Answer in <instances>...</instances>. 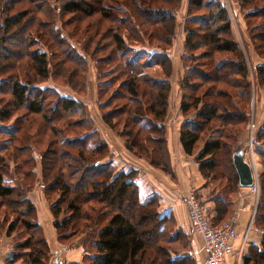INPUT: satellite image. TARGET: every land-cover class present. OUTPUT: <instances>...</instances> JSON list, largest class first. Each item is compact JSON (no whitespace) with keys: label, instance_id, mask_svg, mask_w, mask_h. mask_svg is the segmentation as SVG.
Wrapping results in <instances>:
<instances>
[{"label":"trees","instance_id":"trees-1","mask_svg":"<svg viewBox=\"0 0 264 264\" xmlns=\"http://www.w3.org/2000/svg\"><path fill=\"white\" fill-rule=\"evenodd\" d=\"M177 1L0 0V229L14 215L5 227L7 235L18 226L27 233L13 245L5 264H49L50 247L27 197L39 178L37 163L45 192L57 196L49 210L59 240L84 232L83 245L92 244L93 251L76 264H196L170 246L180 242L184 249L191 240L176 228L172 215L157 210V197L140 202L136 171L117 172L110 161H93L109 150L84 102L40 86L52 79L83 95L86 57L93 58L99 88H114L102 107L117 100L115 107L103 111V121L123 137L129 152L171 174L164 125L170 89L165 50L140 59L120 55L129 41L146 37L143 22L157 24L154 37L168 44ZM238 1L260 60L253 67L256 84L264 88V0ZM188 4L179 140L212 186L215 215L210 218L204 211L212 225H219L230 217L239 189L232 157L246 150L239 140L249 120L252 91L226 8L219 0ZM69 40L80 43L82 52ZM40 41H49L54 51L32 49ZM153 66L162 69L160 79L149 75ZM254 141L264 168V124ZM1 152L16 160L17 176ZM258 180L261 194L254 224L264 231V169ZM243 263L264 264V236Z\"/></svg>","mask_w":264,"mask_h":264},{"label":"crops","instance_id":"crops-1","mask_svg":"<svg viewBox=\"0 0 264 264\" xmlns=\"http://www.w3.org/2000/svg\"><path fill=\"white\" fill-rule=\"evenodd\" d=\"M240 18L237 24L243 31L242 26L246 25L242 21L243 17L241 16ZM231 30L234 32V25H231ZM236 40L238 41V39ZM252 57L255 58L254 64L260 61L255 55ZM177 61L179 62V59ZM179 82L180 76L177 79V84ZM178 90H180V87ZM180 104L181 97L179 91V97L176 98V102L172 108V104H169L164 120L167 148L172 168L171 174H167L151 166L145 160L136 157L125 149L121 137L104 124L101 118L94 119V123L95 129L109 148L110 155L104 161H110L117 172L136 171V184L138 186L140 202L147 203L152 196H156L158 202L157 210L160 213L172 215L176 221V228L192 235L191 249L195 251L200 248V239L191 232L186 215L184 196L188 191H194L210 218L215 215V204L210 194L209 186L199 172L198 164L194 161L193 157L186 155L181 147L179 135L180 126L184 118L180 114ZM241 194L245 195L241 197ZM39 198L35 196L32 202L36 206L39 223L43 226L48 244L53 251V258L50 260V264H54L55 261L59 264L81 262L87 252L81 245L79 238L71 241L69 244H61L57 240L53 227V218L49 214V210L47 212L43 210V203L40 207ZM42 210L45 213H42ZM253 210L254 202L249 189H241L239 196L233 201L231 207V215L234 212L236 213L237 234L234 241L235 250L230 258V264H244L243 257L249 253L253 246H259L264 236V231L256 228L254 224L255 220H251ZM0 219L2 218L0 217ZM12 242L13 235H7L5 227L0 229V264L7 262L11 253Z\"/></svg>","mask_w":264,"mask_h":264},{"label":"rangeland","instance_id":"rangeland-1","mask_svg":"<svg viewBox=\"0 0 264 264\" xmlns=\"http://www.w3.org/2000/svg\"><path fill=\"white\" fill-rule=\"evenodd\" d=\"M219 2L226 8V11H227V14L229 17V21H230V26L234 25V32H233L234 39L235 40L238 39V41L237 40L236 41L239 44L240 49L242 50V53L244 54L245 59L247 61V65H248V79H249L250 84H251L252 95H251V101H250L249 120H248V123H247L244 131L240 135L241 138L239 141L243 143V146H245V149H246L245 153L249 157L250 156L249 152L251 151V149L254 152L255 144H257V142L255 143L254 140H256V134L258 132V129L261 128L264 124V88L258 87L256 84L255 74L253 72L254 71L253 70V67H254L253 61H255V58L252 57L255 54L253 53V49H252L250 41H249V36L247 34V31H246V26H242V29H243V31H242L241 27L238 26V24H237L239 21V18L241 16L243 17V11L239 6V1L238 0H219ZM173 7H174L173 11L175 12V15H176L175 27H174L173 34H172L168 44H164L162 41H160L159 39H156L154 37L153 33L156 32L157 27H159L157 24H149L147 22H143L141 24V29L145 32L146 37L142 35V38H140L141 40L136 41V42L134 40H132V41L128 40L130 43L128 44L127 48L123 51L122 55H120L122 59H126V58L140 59L141 57H143V55L147 54L149 56V53H152L156 50H160V49L165 50V54H166L167 59H168L169 64H170V70H169V76L167 78H166V76H163V77H164V79L166 78L168 80L169 85H170L169 95H168V107H169V104L170 105L172 104L171 108L173 107L174 103L176 102V98L179 97V91L180 90H178V88L180 87V85H181L180 82L183 81L184 75L186 73L185 72V66H184L185 61H184V58H182V57L185 53V24L187 22L186 16H187V13L189 11L188 10L189 9L188 0H178ZM240 20H241V18H240ZM242 21L244 24H246L244 21V18L242 19ZM236 27H237V29H236ZM148 39L151 42L150 44H148ZM70 43L77 51L82 52L80 43H77L74 40H71ZM50 44L51 43L49 41L47 42L46 45L43 44L42 41H40L35 46H33L32 49L38 50V51H43V50L46 51L47 50V52L49 53L50 51H54V47H55L52 44H51V46H49ZM219 55H221V54H217V56H219ZM86 58H87V76L85 79V88H84L85 93H83V95L77 94L75 91H73L68 86L55 83L52 79H48L47 81L41 83L40 86L42 88H45V87L55 88L62 96L67 97V96L72 95L74 97H77L82 102H84V104L87 107L88 115L92 120L93 128L95 129L94 119L96 120L97 118H101L102 122L104 124H106L102 119V113H103V111L104 112L109 111L110 109L115 107L117 100H112V101H110L109 106L102 107V103L108 99L110 92L114 88L112 87L107 92H102V90H101V88H99V84H98L99 83V80L97 78L98 71H97V68L95 65V61L93 58H90L89 56H87ZM177 59H179V62L177 61ZM195 64L197 65L196 62H195ZM179 65H180V67H179ZM204 69H207V68H204ZM148 73H149V75L153 74L154 76H157V79H160L163 75L162 69L159 66L150 67L148 69ZM178 75L180 76V82H179L180 84L179 83L177 84V79L179 78ZM103 79L104 78L101 77L100 80H103ZM180 97H181V95H180ZM180 114H181V112H180ZM181 116H182V118H184V116L182 114H181ZM251 122L254 124V128H250L249 124ZM110 129L121 137V139L123 140V144H124L123 137L116 130H114L112 128H110ZM100 138L102 139L101 136H100ZM107 147H108V145H107ZM125 149H127V148L125 147ZM1 153H2V155L5 156V159L9 165L10 171L13 173L14 176H17L18 171H17L16 166H15L17 163L16 160L11 157L9 152H6V153L1 152ZM254 154H255V162H256L255 171H256L257 189L253 192V190L250 187L247 188V189H249V193L251 194V197H253V202H254V210H253L251 220L252 219L255 220L256 209H257V205L259 203V198H260V194H261L258 175H259V172L261 171V169H264V168H262V164L260 162V159L258 158V156H256L255 152H254ZM109 155H110L109 151L106 153V155H97L96 154V156H95L96 158H94L93 161L96 160L95 162H96V164H98V163L104 161L105 158L109 157ZM136 157H138V156H136ZM138 158H140V157H138ZM97 159H99V160H97ZM141 159H143V158H141ZM143 160H145V159H143ZM40 169H41L40 164L37 163L36 170H37V174H38L39 178L37 177V182H35V184L31 186L30 191L27 194V197L29 198V200H31V202L35 196L40 197L39 198L40 207L42 206V203H43L44 204L43 210H46V212H47L49 210L51 204L56 200L57 196H56V194H48L45 192V187L43 185H46V184L40 178V172H41ZM209 189H210V193H212L211 192L212 191L211 185H209ZM241 189H243V188L239 187V189L237 190L235 198H233V201H235L236 198L239 196V192ZM244 195L245 194H241V197H243ZM43 210L41 212L45 213V212H43ZM3 211H4L3 208H0V214ZM49 214L52 217L50 210H49ZM13 217H14V215H11L7 218L8 222L5 224V227H7L8 223L10 221H12ZM55 232H56L57 240L61 244H69V243H71V241L79 238L81 245L83 246V248L87 252L85 255H88V253L93 251L92 244L88 243V244H86V246L83 245V241L85 240L84 239L85 238L84 232H82L80 234L79 233L76 234L77 236L74 237L73 239L71 237L72 240L69 239L71 241L59 240L58 235H57V231L55 230ZM184 234H186L189 237V241L191 240V242H192V235L187 234L185 232H184ZM11 235H13V242H12L13 243L12 247H13L14 244L24 241V239L27 236V233L20 226H18L16 228V230H14V232ZM185 245L187 246V244H185ZM170 246L172 247V249H175V250L181 252L180 254L184 253L182 255L188 256L191 259H193L196 262V264H199V261L201 259L199 254H196V253L192 254V255L187 254V251L189 249H191V245L182 249V244L180 242H176L174 244L173 243L170 244ZM12 247H11V249H12ZM50 251H51L50 252L51 255L49 257V264H50V260L53 258V251L51 250V248H50ZM19 263H21V262H19ZM79 263H81V262H79ZM72 264H76V263H72Z\"/></svg>","mask_w":264,"mask_h":264},{"label":"built area","instance_id":"built-area-1","mask_svg":"<svg viewBox=\"0 0 264 264\" xmlns=\"http://www.w3.org/2000/svg\"><path fill=\"white\" fill-rule=\"evenodd\" d=\"M249 126L250 128H254L252 122ZM249 155L248 157L245 153V158L252 164L255 170V154L252 149ZM250 188L253 192L257 189L256 171L255 182ZM184 204L191 232L200 239V248L195 251L189 249L187 254H199L201 257L199 264H230V258L235 250L234 241L237 234L236 213H232L221 224L212 225L194 191H188L186 193L184 196Z\"/></svg>","mask_w":264,"mask_h":264},{"label":"water","instance_id":"water-1","mask_svg":"<svg viewBox=\"0 0 264 264\" xmlns=\"http://www.w3.org/2000/svg\"><path fill=\"white\" fill-rule=\"evenodd\" d=\"M233 165L238 177V186L241 188H249L255 182V170L251 163L245 158V153L240 150L232 157ZM54 264H59L55 261Z\"/></svg>","mask_w":264,"mask_h":264}]
</instances>
